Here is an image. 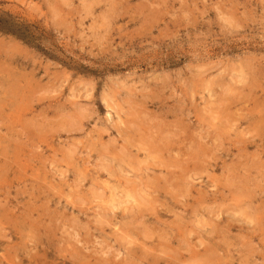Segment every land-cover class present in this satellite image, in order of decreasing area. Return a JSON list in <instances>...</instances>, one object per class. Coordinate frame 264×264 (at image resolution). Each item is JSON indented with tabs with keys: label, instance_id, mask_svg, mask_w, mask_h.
Masks as SVG:
<instances>
[{
	"label": "rangeland",
	"instance_id": "obj_1",
	"mask_svg": "<svg viewBox=\"0 0 264 264\" xmlns=\"http://www.w3.org/2000/svg\"><path fill=\"white\" fill-rule=\"evenodd\" d=\"M0 12V264H264V0Z\"/></svg>",
	"mask_w": 264,
	"mask_h": 264
},
{
	"label": "trees",
	"instance_id": "obj_2",
	"mask_svg": "<svg viewBox=\"0 0 264 264\" xmlns=\"http://www.w3.org/2000/svg\"><path fill=\"white\" fill-rule=\"evenodd\" d=\"M0 33L9 34L26 44L37 45L36 34L30 25L19 22L11 14L0 12Z\"/></svg>",
	"mask_w": 264,
	"mask_h": 264
},
{
	"label": "bare ground",
	"instance_id": "obj_3",
	"mask_svg": "<svg viewBox=\"0 0 264 264\" xmlns=\"http://www.w3.org/2000/svg\"><path fill=\"white\" fill-rule=\"evenodd\" d=\"M230 111V110H229ZM109 114V113H108ZM130 114V113H129ZM187 117V116H186ZM130 134V133H129ZM162 135V134H161ZM210 135V134H209ZM185 142V141H184ZM152 143V142H151ZM193 144V143H192ZM228 146V145H227ZM229 147V146H228ZM159 148V147H158ZM188 148V147H187ZM189 149V148H188ZM224 149V148H223ZM215 152V151H214ZM218 152V151H217ZM222 154V153H221ZM153 155V154H152ZM148 158V157H147ZM190 158V157H189ZM256 158V157H255ZM239 159H241V158H239ZM243 163V162H242ZM236 169V168H235ZM240 171V170H239ZM129 172V171H128ZM243 173V172H242ZM256 175V174H255ZM249 176V175H248ZM227 178V177H226ZM138 179V178H137ZM233 179V178H232ZM238 179V178H237ZM235 180V179H234ZM233 180V181H234ZM240 180V179H239ZM195 181V180H194ZM239 185V184H238ZM93 187V186H92ZM188 187V186H187ZM235 187V186H234ZM184 188V187H183ZM215 188V187H214ZM173 189V188H172ZM109 190V189H108ZM116 190V189H115ZM191 190V189H190ZM148 193V192H147ZM257 194V193H256ZM148 195V194H147ZM183 199V198H182ZM141 200V199H140ZM34 202V201H33ZM119 204V203H118ZM27 207V206H26ZM26 212V211H25ZM25 214V213H24ZM181 215V214H180ZM26 216V215H25ZM23 218V217H22ZM142 220V219H141ZM147 224V223H146ZM156 224V223H155ZM218 225H219V223H218ZM0 227H2V226H0ZM151 227V226H150ZM150 229V228H149ZM152 230V229H151ZM156 231V230H155ZM148 232V231H147ZM158 232V231H157ZM209 232H210V230H209ZM153 233H155L154 231H153ZM223 234V233H222ZM160 238V237H159ZM242 238V237H241ZM182 246V245H181ZM165 247V246H164ZM177 251V250H176ZM174 252V251H173ZM174 260V259H173ZM96 261V260H95ZM126 264H128V263H126Z\"/></svg>",
	"mask_w": 264,
	"mask_h": 264
}]
</instances>
